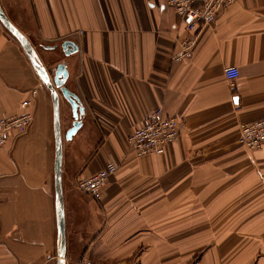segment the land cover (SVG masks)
<instances>
[{"label":"crops","instance_id":"crops-1","mask_svg":"<svg viewBox=\"0 0 264 264\" xmlns=\"http://www.w3.org/2000/svg\"><path fill=\"white\" fill-rule=\"evenodd\" d=\"M0 10L85 107L60 94L66 264H264V143L239 141L264 118V0H237L203 26L191 55L168 0H0ZM78 51L66 54L63 43ZM235 65L231 80L225 68ZM30 99L27 133L0 150V264H58L51 91L0 19V118ZM162 108L182 119L160 154L137 156L128 136ZM115 163L102 200L79 190Z\"/></svg>","mask_w":264,"mask_h":264},{"label":"built area","instance_id":"built-area-1","mask_svg":"<svg viewBox=\"0 0 264 264\" xmlns=\"http://www.w3.org/2000/svg\"><path fill=\"white\" fill-rule=\"evenodd\" d=\"M237 0H168V4L179 14L184 25L186 35L178 39L179 50L175 53V60H182L191 55L198 40L199 30L210 24L217 14L234 4ZM227 77L235 80L239 76V69L232 65L225 68ZM32 102L26 99L22 108L26 109L20 115H10L0 118V150L6 143L9 134L16 130L18 134L27 133L33 121V114L29 111ZM182 119L178 115H166L162 108L153 110L144 125L136 128L128 136L130 149L137 156L160 154L167 144L181 135ZM240 143L250 151L259 149L264 143V118L240 125ZM118 166L108 163L103 169L89 177H80L77 188L96 200H102L104 188L109 177L115 174ZM76 264H103L89 258H82Z\"/></svg>","mask_w":264,"mask_h":264},{"label":"water","instance_id":"water-1","mask_svg":"<svg viewBox=\"0 0 264 264\" xmlns=\"http://www.w3.org/2000/svg\"><path fill=\"white\" fill-rule=\"evenodd\" d=\"M0 19L8 27V29L19 40L25 52L29 56L34 68L37 70L40 78L51 91L52 101L54 105V124H55V188H56V215L58 235L60 239L59 261L58 264H66V232L64 218V203L62 189V145L63 136L61 130L60 115V94L71 103L73 107L75 121L73 126L67 131L66 138L69 139L77 132L81 126V118L85 114V107L81 104L79 98L72 93L65 83L68 79L69 72L64 62L59 63L52 71L53 78L49 71L41 64L34 50L30 46L26 37L5 17L0 10ZM63 48L66 54H73L78 51V46L72 41H65Z\"/></svg>","mask_w":264,"mask_h":264}]
</instances>
